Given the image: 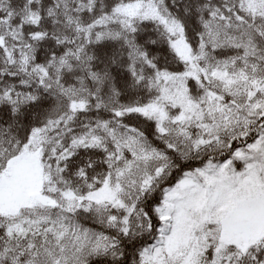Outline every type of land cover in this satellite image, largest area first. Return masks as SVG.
<instances>
[{"label":"snow or ice","instance_id":"obj_1","mask_svg":"<svg viewBox=\"0 0 264 264\" xmlns=\"http://www.w3.org/2000/svg\"><path fill=\"white\" fill-rule=\"evenodd\" d=\"M0 264H264V0H0Z\"/></svg>","mask_w":264,"mask_h":264}]
</instances>
